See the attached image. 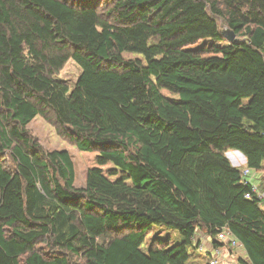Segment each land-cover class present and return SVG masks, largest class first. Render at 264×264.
<instances>
[{
  "label": "trees",
  "instance_id": "16d2710c",
  "mask_svg": "<svg viewBox=\"0 0 264 264\" xmlns=\"http://www.w3.org/2000/svg\"><path fill=\"white\" fill-rule=\"evenodd\" d=\"M105 4L0 0V264H190L223 228L239 264H264V176L260 199L225 157L263 170L264 0ZM69 60L71 88L55 78ZM37 116L96 153L84 187L28 132ZM154 226L181 242L144 250Z\"/></svg>",
  "mask_w": 264,
  "mask_h": 264
},
{
  "label": "rangeland",
  "instance_id": "374dc122",
  "mask_svg": "<svg viewBox=\"0 0 264 264\" xmlns=\"http://www.w3.org/2000/svg\"><path fill=\"white\" fill-rule=\"evenodd\" d=\"M105 1L109 0H91V4L95 3L98 6V10L102 9V7H106ZM220 25V32L222 37L225 39V35L229 33V30L227 28L223 27L221 23ZM226 40V39H225ZM227 41V40H226ZM204 44H207L205 41H200L195 46L191 48H198L203 46ZM221 45H225V43H219ZM123 58L125 59H141L140 56H137L135 54L127 53L123 54ZM81 71L79 66L72 61L69 60L63 69L57 74L55 77L58 81L66 84L68 87H73V85L76 83ZM163 95L167 97H171L167 92L162 91ZM28 132L30 135L37 140L39 145L45 150V151H66L71 157V160L74 165V172H75V182L74 185L76 188L84 187L86 174L88 169L91 167H95V152L91 153H85V152H79L74 145L69 143L67 140L60 137L53 125L50 122H47L40 116H37L28 126ZM232 156L231 154H228ZM103 172H106L110 165L100 167ZM256 184L257 181H255ZM259 193V192H258ZM260 195V193H259ZM261 209L264 211V202H261L260 204ZM159 237L161 239L169 240L170 244H178L181 242V237L179 233L176 230L166 229L164 227L154 226L150 231H148L146 240L143 244V249L145 250L147 246L150 244V241L155 238ZM203 244V242L199 243ZM205 246L203 245V249L199 250V246L197 248H189V252L192 253V257L190 259V264H209L210 258L209 256L204 252ZM197 249V250H196ZM241 251V250H240ZM237 250H234L233 252H227V256L223 257L225 259L224 264H239L238 258L243 257V254ZM228 257V260L226 261V258ZM234 260H237V263L234 262Z\"/></svg>",
  "mask_w": 264,
  "mask_h": 264
},
{
  "label": "built area",
  "instance_id": "2783aa9c",
  "mask_svg": "<svg viewBox=\"0 0 264 264\" xmlns=\"http://www.w3.org/2000/svg\"><path fill=\"white\" fill-rule=\"evenodd\" d=\"M227 154V153H226ZM233 167L239 169L240 171V177H241V182L243 185H249L251 187V193H255L258 198H262L263 195H259L258 193V185L255 183L259 178L264 176V165H263V170L261 172L254 171L247 166H240L239 164L233 162ZM250 193H247L245 195V198H250ZM216 241L223 245V246H209V249L204 248V252L209 256L210 261L209 264H223L225 261L222 256L226 257V249H234V250H242L241 244L238 242L237 239L228 231V229L223 228L218 230L217 236H216ZM204 244H200L199 250L203 249ZM205 246V245H204ZM227 260V259H226Z\"/></svg>",
  "mask_w": 264,
  "mask_h": 264
},
{
  "label": "crops",
  "instance_id": "0c3cea01",
  "mask_svg": "<svg viewBox=\"0 0 264 264\" xmlns=\"http://www.w3.org/2000/svg\"><path fill=\"white\" fill-rule=\"evenodd\" d=\"M228 154H231L232 156L228 155ZM227 158L229 159V162L231 163V165L233 166V162L239 164L240 166L244 167V166H247V161L245 159V157L240 153V152H237V151H231V152H228L226 154ZM260 179V178H259ZM258 179V180H259ZM257 180V181H258ZM200 236V235H199ZM201 238H198L199 239V242H203V244L205 245L206 249H209V246H210V240L209 238L207 237H202L200 236ZM197 239V240H198ZM237 251H240V250H237ZM243 255V250L240 251ZM228 260V258H226ZM226 260V261H227ZM235 263H237V260H234ZM224 264V262H223Z\"/></svg>",
  "mask_w": 264,
  "mask_h": 264
},
{
  "label": "water",
  "instance_id": "95a60500",
  "mask_svg": "<svg viewBox=\"0 0 264 264\" xmlns=\"http://www.w3.org/2000/svg\"><path fill=\"white\" fill-rule=\"evenodd\" d=\"M224 37L229 43H234L236 41L235 35L232 32L227 33ZM225 157L227 158L226 154H225Z\"/></svg>",
  "mask_w": 264,
  "mask_h": 264
}]
</instances>
